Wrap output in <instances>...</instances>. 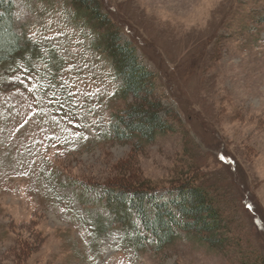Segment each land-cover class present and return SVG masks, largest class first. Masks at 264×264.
<instances>
[{
	"label": "rangeland",
	"instance_id": "374dc122",
	"mask_svg": "<svg viewBox=\"0 0 264 264\" xmlns=\"http://www.w3.org/2000/svg\"><path fill=\"white\" fill-rule=\"evenodd\" d=\"M103 3L181 113L177 130L117 138L136 101L91 13L19 0L28 49L0 77V264H264V0ZM188 179L223 210L226 249L183 228L166 248L141 244L134 221L156 237L107 195L132 181L168 202Z\"/></svg>",
	"mask_w": 264,
	"mask_h": 264
},
{
	"label": "trees",
	"instance_id": "16d2710c",
	"mask_svg": "<svg viewBox=\"0 0 264 264\" xmlns=\"http://www.w3.org/2000/svg\"><path fill=\"white\" fill-rule=\"evenodd\" d=\"M82 11L91 13L89 18L101 34L103 49L113 59L119 78L123 81V94L128 100L135 99L113 126L114 134L123 141H134L140 137L149 142L169 130L175 129L181 119L177 110L169 111L164 97L158 93V74L142 61L134 41L125 40L124 30L111 14L105 12L103 0H74ZM19 0H0V77L6 65L19 59L28 49L18 26ZM177 130V128H176ZM141 180V179H140ZM139 180V181H140ZM188 179L173 187L178 197L162 202L160 188L139 187L134 182L120 184L123 189L107 188L110 200L117 198L120 207L135 211L148 232L156 239L144 235L139 222L132 229L139 235L136 241L145 245L155 242L161 248L171 245L179 236V228L211 243L220 249L230 245V239L222 232L225 214L216 201L211 199L205 184ZM131 218H124L126 223ZM136 239V238H134ZM134 241V240H133Z\"/></svg>",
	"mask_w": 264,
	"mask_h": 264
}]
</instances>
